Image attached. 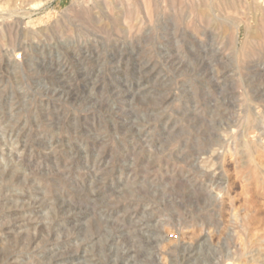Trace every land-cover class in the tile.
<instances>
[{
    "label": "rangeland",
    "instance_id": "374dc122",
    "mask_svg": "<svg viewBox=\"0 0 264 264\" xmlns=\"http://www.w3.org/2000/svg\"><path fill=\"white\" fill-rule=\"evenodd\" d=\"M223 2L0 0V264H264V0Z\"/></svg>",
    "mask_w": 264,
    "mask_h": 264
},
{
    "label": "bare ground",
    "instance_id": "6f19581e",
    "mask_svg": "<svg viewBox=\"0 0 264 264\" xmlns=\"http://www.w3.org/2000/svg\"><path fill=\"white\" fill-rule=\"evenodd\" d=\"M211 1H212V0H211ZM234 2H235V0H234ZM223 4H224V5H228V6H229V5H230V6H231V5L233 6V0H224ZM227 8H228V7H227ZM227 8H226V11H227ZM231 8H233V7H231ZM231 8H230V9L228 8V9L231 11V10H232ZM229 10H228V11H229Z\"/></svg>",
    "mask_w": 264,
    "mask_h": 264
}]
</instances>
